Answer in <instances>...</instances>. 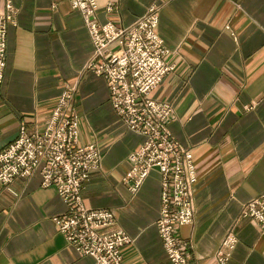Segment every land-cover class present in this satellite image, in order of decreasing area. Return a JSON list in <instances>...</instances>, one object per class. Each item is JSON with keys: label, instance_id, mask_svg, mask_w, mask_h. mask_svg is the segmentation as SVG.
I'll return each mask as SVG.
<instances>
[{"label": "crops", "instance_id": "1", "mask_svg": "<svg viewBox=\"0 0 264 264\" xmlns=\"http://www.w3.org/2000/svg\"><path fill=\"white\" fill-rule=\"evenodd\" d=\"M98 0V19L130 26L150 5L160 8L159 34L176 70L153 92L174 105L170 129L194 155L195 216L178 238L193 264H219L215 253L229 232L238 243L227 264H264V234L243 217L264 192V0ZM7 64L0 91V152L21 124L42 127L63 90L75 86L83 143L102 160L82 196L90 208L110 209L115 228L129 234L124 264H172L160 238L161 175L151 171L137 191L125 181L129 155L143 137L116 114L106 77L87 65L94 45L70 0H13ZM5 0H0V12ZM229 26V28H227ZM68 204L40 172L0 184V264H94L59 231L55 217Z\"/></svg>", "mask_w": 264, "mask_h": 264}, {"label": "built area", "instance_id": "2", "mask_svg": "<svg viewBox=\"0 0 264 264\" xmlns=\"http://www.w3.org/2000/svg\"><path fill=\"white\" fill-rule=\"evenodd\" d=\"M83 15L94 45L88 69L107 78L111 104L126 126L140 134L143 142L129 155L125 181L137 191L156 169L161 175V208L157 228L166 255L172 264H193L187 246L178 238L180 226L191 224L195 216L194 186L198 170L194 155L170 129L174 105L159 101L153 92L176 70L172 51L158 28L160 8L150 5L130 26L98 19V0H70ZM110 0L108 11H113ZM16 24L13 0H5L0 12V91L7 64L8 28ZM229 28V26H227ZM76 87L67 86L48 121L42 127L21 124L17 138L0 152V184L9 186L18 177L41 174V186L56 187L68 204L65 215L55 217L68 243L94 264H124L123 249L132 243L129 234L115 228L110 209L90 208L82 191L93 172L101 166L102 153L95 143H83L80 115L72 101ZM243 217L254 219L264 234V192L243 208ZM238 243L229 232L215 253L219 264H227Z\"/></svg>", "mask_w": 264, "mask_h": 264}]
</instances>
